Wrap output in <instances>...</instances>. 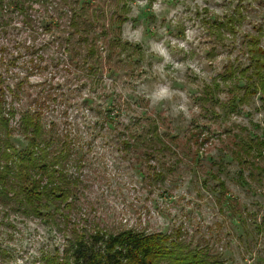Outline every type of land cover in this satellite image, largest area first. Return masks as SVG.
I'll return each mask as SVG.
<instances>
[{
    "label": "rangeland",
    "instance_id": "obj_1",
    "mask_svg": "<svg viewBox=\"0 0 264 264\" xmlns=\"http://www.w3.org/2000/svg\"><path fill=\"white\" fill-rule=\"evenodd\" d=\"M92 9L99 12H89L90 61L100 63L92 81L57 49L59 30L44 33L0 12L7 20L0 26L5 86L27 75L30 92L66 95L67 110L54 102L48 111L65 110L62 122L87 146L81 170L69 171L81 177L75 216L54 221L0 208V264H51L71 230L94 224L178 234L220 264H264V101L259 92L245 96L248 80L237 74L249 63L247 35L264 24V0H92ZM28 15L35 26L47 18L38 6ZM230 19L233 33L218 37L214 25ZM60 31L71 33L67 25ZM76 46L82 66L89 46ZM105 114L134 127L156 124L164 150L128 159L110 143L115 133L108 136ZM161 156L165 177L152 180Z\"/></svg>",
    "mask_w": 264,
    "mask_h": 264
},
{
    "label": "trees",
    "instance_id": "obj_2",
    "mask_svg": "<svg viewBox=\"0 0 264 264\" xmlns=\"http://www.w3.org/2000/svg\"><path fill=\"white\" fill-rule=\"evenodd\" d=\"M33 6L42 8L47 14V18L40 20L37 26L28 15V9ZM52 10L54 18L49 16ZM0 12L8 13V16L15 14L23 19V24L44 33L59 30L61 36L56 37L57 49L68 55L71 64L74 63L69 67L81 69L79 71L85 80L97 78L98 75L91 73L96 69L99 71L95 64L100 63L98 59L90 61L95 44L89 37L93 29L89 12L97 14L99 11L92 9V0H0ZM3 16L0 26H7ZM63 25L71 31L66 38L65 32L60 31ZM213 28L220 37L223 32L233 33L234 25L230 19L227 23H216ZM254 29L255 32L247 35L244 42L248 66L237 74L248 80L244 86L245 96L259 92L264 101V24H258ZM76 36L83 43H79V39L75 42ZM51 42L52 45L55 43ZM79 44L89 46L82 66L75 60L78 56L75 47ZM40 51L44 55L43 49ZM101 60L105 62L109 57ZM26 76L18 78L10 89L5 86L7 71L0 70V208L22 216H43L54 221L63 213L72 212L75 216L81 195V177L69 174V171L81 170L85 161L82 149L87 146L82 144V138L78 139L79 131L67 129L62 122L66 104L71 100L66 95L53 98L45 90L30 92L34 87L28 84ZM199 101L202 102V99ZM54 102L65 109L59 116H53L52 111L51 114L48 111L47 104ZM83 103L87 104L88 100ZM102 119L107 125L108 136L115 133L110 143L117 147V151L127 154L128 159L132 160V156L146 160L148 152H152L153 156L156 149L164 150L159 143L165 142V139L159 134L156 124L134 127L131 121L130 124L122 118L118 121L108 114ZM12 137H19L24 145L17 146V140ZM165 158L161 156V160H157L160 164L158 169H152L150 179L161 181L165 177ZM69 199L73 202L67 203ZM86 227L82 225L80 229L71 230L62 257H54L51 264H220L204 246H194L191 241H186V237L176 236L178 234H146L130 229L112 231L100 224ZM2 254L0 248V256Z\"/></svg>",
    "mask_w": 264,
    "mask_h": 264
}]
</instances>
